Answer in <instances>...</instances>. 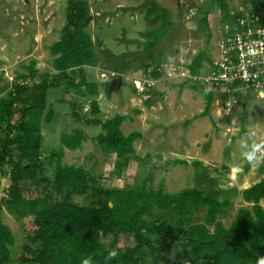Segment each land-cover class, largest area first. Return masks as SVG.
I'll use <instances>...</instances> for the list:
<instances>
[{
    "label": "trees",
    "instance_id": "trees-1",
    "mask_svg": "<svg viewBox=\"0 0 264 264\" xmlns=\"http://www.w3.org/2000/svg\"><path fill=\"white\" fill-rule=\"evenodd\" d=\"M212 1L218 5L223 24L232 26L235 16L231 15L227 0ZM246 2L254 9L264 7V0H243ZM158 9L152 3L144 17H152ZM91 19L88 0H66L64 24L58 39L48 47L54 74H39L36 60L30 58L26 72L17 74L0 89L1 93L6 92L0 96L3 135L0 177L9 181L0 196V264L9 262V247L15 242L12 230L3 220L5 211L24 227L25 243L19 255L22 262L80 264L82 257L94 254L102 264L104 250L115 247L120 255L113 264H145L148 255L155 262L162 260L167 264H255L257 257L264 255V207L260 203L264 199V176L241 190L245 205L234 207L228 199L210 196L197 187L168 193L163 179L152 186L149 176L137 186L104 187L100 176L84 166L62 162L63 147L70 150L81 147L83 135L79 131L63 133L62 148L41 156V123H49L55 116L46 107V91L61 78L75 87L78 75L80 85L85 88L84 96L91 99L87 100L86 114L73 109V119L100 127L93 140L104 155H115V176L120 177L130 161L145 164L151 158L148 153L141 156L133 147V142L141 137L140 132L123 134L121 126L130 116L119 113L106 119L100 116L98 85L89 82L85 74L86 67L99 63L95 40L88 31ZM170 25V20L164 17L156 29L142 32L146 39L144 49L151 51L156 47ZM205 57L201 51L187 65L191 74H199ZM159 74L153 69V77ZM36 77L38 82L31 85L25 82ZM188 82L190 86L197 84L185 80L182 86ZM108 89L109 84L104 83L105 93L110 97ZM204 92L206 104L194 118L209 115L213 92ZM220 98L226 100L224 93ZM150 101L151 95L145 102ZM171 163L187 164V161L174 158L166 162ZM258 169L264 175V163ZM31 189L37 191L35 196L30 195ZM74 196H83L87 202L75 201ZM201 208H205L203 221L195 222L194 215ZM223 217H228L227 225ZM124 236L131 237L132 246H119Z\"/></svg>",
    "mask_w": 264,
    "mask_h": 264
},
{
    "label": "rangeland",
    "instance_id": "rangeland-1",
    "mask_svg": "<svg viewBox=\"0 0 264 264\" xmlns=\"http://www.w3.org/2000/svg\"><path fill=\"white\" fill-rule=\"evenodd\" d=\"M88 1L93 16L88 31L95 39V52L99 58V66L103 68L134 76L147 75L159 67L157 64L185 47L188 40L193 38L192 32H196L176 12L177 0H153L159 7L153 15L155 22L144 18L145 9L150 3H144L140 8L142 10H138V14L134 16L121 13L116 15L117 12H114L113 16L104 17L102 12L112 11L118 4H133L134 1ZM202 1L206 4L212 2ZM227 2L229 7L244 4L243 0ZM65 4L66 0H0V89L12 82L17 74L26 72L25 66L30 58L36 60L35 67L39 74H54L48 47L58 39L59 30L64 24ZM221 15L220 12L219 17ZM164 17L172 22L168 33L150 53L142 52L137 41L142 44L145 40H141L137 32L155 29ZM196 24V28H204L197 20ZM222 26L223 23L221 26L217 22L211 24V41L205 48L209 55L200 69L201 74L208 71L216 56V41L221 36ZM201 49L200 41H194L192 52L196 54ZM129 51L133 52L128 54ZM93 68L86 67L85 74L89 82H96L98 85L99 95L96 99L101 108V118L106 119L116 113L130 116L131 119L123 122L121 130L123 134L140 132L141 137L133 142V147L141 156L148 153L151 158L145 164L130 161L121 176H115V155H104L93 140L101 131L100 127L73 119V109L81 115L86 114L89 109V98L84 96L85 88L80 85L78 75H75V87L69 86L61 78L57 85L49 86L46 91V107L52 109L55 116L51 122L41 123L43 141L40 153L43 158L52 150L62 148L63 133L79 131L83 135L81 147L76 150L63 147L62 162L84 166L89 172L100 176V183L104 187L121 189L127 184L137 186L149 176V184L152 186L163 179L164 189L168 193L197 187L210 196L228 199L234 207L245 205L241 199V190L258 182L264 175L259 171V165H249L243 160L238 143L248 130L256 131L255 139L264 140V98L256 97L250 88H243L229 94L224 93L226 100L223 101L220 98L223 92L214 91L211 86L199 83L190 86L189 82L182 86L185 80L172 79L157 83L151 90V101L146 103L147 98L136 95L131 79L119 74L101 77ZM38 81L39 77H36L25 82L31 85ZM105 82L109 84L110 97L105 93ZM204 90L214 91L209 115L194 118L206 104ZM5 93L0 92V96ZM2 138L3 135L0 134V142ZM174 158L184 159L187 164H166ZM8 184L7 178L0 177V196ZM31 190L30 195L35 196L37 191ZM74 200L87 202L83 196H74ZM262 205L264 206V201ZM204 213L205 208H201L194 215V221H203ZM223 219L227 225L228 217ZM3 220L15 237L14 244L9 247L10 259L7 264H37L19 259L25 243L24 227L6 211ZM132 242L130 236H124L119 246H132ZM145 264L167 263L162 260L155 262L148 255Z\"/></svg>",
    "mask_w": 264,
    "mask_h": 264
},
{
    "label": "built area",
    "instance_id": "built-area-1",
    "mask_svg": "<svg viewBox=\"0 0 264 264\" xmlns=\"http://www.w3.org/2000/svg\"><path fill=\"white\" fill-rule=\"evenodd\" d=\"M180 4L184 21L193 20L200 12L196 2L180 0ZM231 15L235 16V23L218 39L216 56L206 73L191 74L188 69L171 64L154 78H132L113 71H101L100 76L119 74L131 79L136 95L145 99L157 83L172 79L190 80L226 94L250 88L256 97L264 98V7L254 9L246 2L232 10Z\"/></svg>",
    "mask_w": 264,
    "mask_h": 264
},
{
    "label": "crops",
    "instance_id": "crops-1",
    "mask_svg": "<svg viewBox=\"0 0 264 264\" xmlns=\"http://www.w3.org/2000/svg\"><path fill=\"white\" fill-rule=\"evenodd\" d=\"M127 1H129V2H132V1H134V2H132L133 4H130V5H117L116 7V9H114V10H112V11H105V12H102V16H104V17H107L108 15H104V13H113V15H114V12H117L116 13V15L117 14H119V13H121L122 15H125V14H130V15H132V16H134V15H136V14H138V10H142V9H140L143 5H144V3L146 4V3H150V4H152V3H156L155 1H153V0H146V1H143V0H127ZM186 1H190V2H196V3H198L199 4V6H200V12H199V14L196 16V18H195V20H191V21H189V22H185V23H187V25H188V27L189 28H191V29H195L196 30V32H192L193 33V38L191 39V40H188V44L185 46V47H181L180 49H179V51H178V53L177 54H175L174 56H171V57H169L168 59H165L164 61H162L161 63H159V64H157L159 67L157 68V71L160 73L158 76H161V74H162V72H163V69H167L171 64H174V65H180V66H182V67H185L186 69H188L187 68V65H189L190 63H191V61L193 60V58L199 53V52H201V51H204L205 52V48H206V46L207 45H209V43H210V41H211V31H210V28H211V24H213L214 22H217L220 26H221V24L223 23L222 22V19H221V17H219L220 16V10H219V8H218V5H217V3H214V1H212V2H208V4H206V3H204L202 0H198V1H196V0H186ZM90 3V2H89ZM157 4V3H156ZM175 7H176V12H179L181 15H182V13H183V7H182V5L180 4V0H177V2H176V4H175ZM240 7V6H239ZM239 7H230V11H232V10H235V9H237V8H239ZM147 9V8H146ZM145 9V10H146ZM178 10V11H177ZM90 12H91V16H92V11H91V7H90ZM143 13V12H142ZM96 14H98V13H96ZM113 15H109V16H113ZM144 15H145V12H144ZM143 16V15H142ZM92 18H93V16H92ZM145 18V17H144ZM148 19H150V21H156V19L155 18H153V16L152 17H150V18H148ZM147 19V20H148ZM194 19V18H193ZM196 20H197V23H200V24H202L203 25V27L204 28H201V29H198V28H196ZM91 21H92V19H91ZM171 22V21H170ZM205 22V23H204ZM172 23V22H171ZM170 27H171V25H170ZM169 27V28H170ZM157 28V27H156ZM155 28V29H156ZM230 28H231V26L230 25H228V24H223V26L221 27V30H222V33H221V36H220V38L222 37V36H224L229 30H230ZM150 31V30H149ZM142 32H146V31H139V32H137L138 33V36L141 38V40L143 39V40H145L146 41V39L144 38V37H142V35H141V33ZM167 33H168V31H167ZM166 33V34H167ZM95 40V39H94ZM145 41H141L142 42V44H140L138 41H137V43H138V45H139V48L141 49V51L142 52H151V51H147V50H145L144 49V42ZM194 41H200V43L202 44V49L200 50V51H198L196 54L194 53V52H192V50H193V42ZM218 41V40H217ZM216 41V42H217ZM155 48V47H154ZM153 48V49H154ZM131 52H133V51H129L128 52V54L129 53H131ZM136 52H138V51H136ZM205 54H206V57H205V59L203 60V63H202V67H201V69L203 68V66L205 65V63H206V59H207V57H208V55H207V53L205 52ZM188 55H191V57H189L188 58ZM189 59V60H188ZM170 61L172 62V63H170ZM211 65H212V63H211ZM93 69H95V70H97V72L99 73V75H100V72L101 71H113V72H119V73H124V72H120V71H117V70H113V69H107V68H103V67H101V66H99V63H98V65L96 66V67H94ZM129 70V69H128ZM127 72H129V71H127ZM200 73V72H199ZM124 74H126V75H128L129 77H132V78H141V77H150V78H154L153 76H152V71L151 72H149L147 75H143V76H134V75H132V74H129V73H124ZM157 76V77H158ZM113 79H115V78H113ZM106 83V82H105ZM152 90V89H151ZM151 90H150V92H151ZM213 91V90H212ZM215 91V90H214ZM213 91V92H214ZM160 94V93H159ZM126 135V134H125ZM250 186V185H249ZM248 187V186H247ZM262 201H264V199L263 200H261L260 201V203H261V205H262ZM263 206V205H262ZM264 207V206H263Z\"/></svg>",
    "mask_w": 264,
    "mask_h": 264
},
{
    "label": "clouds",
    "instance_id": "clouds-1",
    "mask_svg": "<svg viewBox=\"0 0 264 264\" xmlns=\"http://www.w3.org/2000/svg\"><path fill=\"white\" fill-rule=\"evenodd\" d=\"M255 130H248L238 143L241 157L249 165L264 163V140H257ZM120 255L117 248H107L103 252L102 264H113V261ZM80 264H99L94 254H87L82 257ZM255 264H264V255H259Z\"/></svg>",
    "mask_w": 264,
    "mask_h": 264
}]
</instances>
